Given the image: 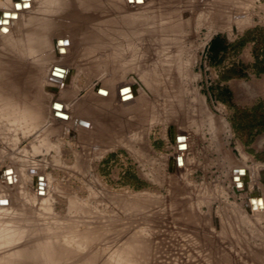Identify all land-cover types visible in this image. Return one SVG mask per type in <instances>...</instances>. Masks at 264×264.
Wrapping results in <instances>:
<instances>
[{"label": "rangeland", "instance_id": "1", "mask_svg": "<svg viewBox=\"0 0 264 264\" xmlns=\"http://www.w3.org/2000/svg\"><path fill=\"white\" fill-rule=\"evenodd\" d=\"M105 1L107 22L34 0L9 38L0 28L1 85L35 80L44 107L22 125L0 118V224L56 251L42 264H72V250L94 264H264V0ZM54 64L69 80L48 75ZM94 119L113 121L108 142L81 132Z\"/></svg>", "mask_w": 264, "mask_h": 264}, {"label": "bare ground", "instance_id": "2", "mask_svg": "<svg viewBox=\"0 0 264 264\" xmlns=\"http://www.w3.org/2000/svg\"><path fill=\"white\" fill-rule=\"evenodd\" d=\"M33 1L34 0H13L11 2V4H12L11 7H7V8H5V9H3V10L0 11V19H2V18L5 17L4 16L5 15V12L6 13H10V15L9 14H6V16L8 17L6 19H7V21L9 20V25L10 26L8 27L7 24H2L0 26V28L3 26L5 29H7V32H5V31L1 32V34H2L1 35V38L6 39V38H9L10 37L11 30H9V29L11 28V26L14 23L19 22L21 20L22 16L24 15V13L27 12V8H25V6L30 5L32 9L34 8V5L32 3ZM139 1H141V0H125V2L128 5H130L131 2H134L136 5H139L140 6L141 4H140ZM142 1L145 3V0H142ZM54 2L57 5L54 8V10L57 11V12H59L60 14L61 13L70 14L71 16L76 17V18H86V19L87 18L88 19L95 18V20H102V21H106V22H107V18H110V17H107L106 18V15H105V13L108 12L107 10L109 8L107 10H105L106 7L102 6L103 3L106 2L105 0H54ZM112 2L113 1L110 2V0H109V3H112ZM112 5L115 6V3L114 4L112 3ZM118 5H119V3H118ZM118 5H116V8H117ZM132 5H133V3H132ZM42 6H44V2H41L40 3L39 9L42 10L43 9ZM108 7H110V6H108ZM170 7L171 8H169V9L170 10H173L174 6H170ZM112 8H113V6H112ZM13 14H16V16L13 17V18H10ZM111 17H114V16H111ZM225 18H228V17H225ZM247 20H248V18H245L243 20V23L242 24H244V22H246ZM218 27L219 26L217 25V23L215 24V22L214 23L212 22L210 24L209 33H207V35H206L207 37L205 38V40H202L203 44L212 35V33L214 32V30L216 28H218ZM236 28H237V26H236ZM97 34H98V37H99V40H100L101 39V37H100L101 36V32H98ZM105 34H106V32H105ZM94 35L97 38V35L95 33H94ZM102 36H103V33H102ZM109 36H111V35L108 34V37ZM104 37L107 38V36L105 35L101 39L103 45H105V43H106V40H105L106 38H104ZM66 38L67 37H63L62 36V37H58V38L55 39L56 53L60 54L61 52L59 50L61 48L64 49V50L65 49L66 50L68 49V46H66V44H59L58 45L57 42H56V40H58V39H63V42H65L64 40ZM107 40L110 41L109 39H107ZM112 40H113V38H112ZM202 42H201V44H202ZM53 50H55V49H53ZM61 54H63V52ZM65 54H67V53H65ZM56 66L57 67H60V68H63L64 70H62L60 68H56L55 69L54 67H56ZM48 75H50L52 79L53 78L54 79H58L60 81L59 83H62L64 79H66V78L68 79V76L70 75V71L68 70V68H66L62 64H54L51 67L50 74H48ZM73 78L75 79V76ZM70 81H71V79H70ZM3 83H4L3 82V79H0V118H1V116L2 117L5 116L7 113L8 114H12L13 113V115H15V117H13L14 123L19 124V125H22L27 120L26 119L27 118L26 116L28 115L27 114L28 111H36V110H42V109H44V107L42 105H40L41 103L38 102L37 98L34 96L36 94H42V91H41L42 89L39 90L40 88H38L37 83H36L35 80L33 81V85H34L33 86V90L34 91H30L29 89H27V87H25V88H18L14 83H13V86L12 87L2 86ZM19 83H21L20 80H19ZM53 84H55V83H53ZM37 89L39 91H37ZM134 91H135V86L134 85H131V84L124 85V86L120 87L119 90H118L119 95L125 97L126 99L132 98L133 95H134ZM65 93H67L68 95L70 94V92H65ZM108 98H111V97H108ZM137 102L139 103V101H137ZM53 105H55V106H53ZM139 105H141V104L139 103ZM139 105H136V106H139ZM66 106H67V104H65L63 101L56 100L55 99V100H53L50 103V108L51 109L50 108L49 109L52 110L53 113L55 112L54 111L55 108L56 109L57 108L58 109H61L62 111H64L63 112V115L67 116L66 118L65 117H62V120L63 121H66V122L67 121L69 122V120H71V115L68 113ZM126 106H129L130 107V105H127V104H126ZM129 107H128V109H129ZM139 107H137V108H139ZM132 109H130V110H132ZM11 110L12 111L14 110L15 113H14V111L11 112ZM133 110H135V109H133ZM137 110H139V109H137ZM135 112H137V111H135ZM84 118L86 119V117H83V119ZM34 119H35V122H37V119L36 118H34ZM88 120H90V119H87V122H88ZM113 124H114L113 121L112 122H106V121L105 122H100L98 119L97 120L94 119L93 122H92V127L89 125L90 127L87 128L88 127V124L85 121L82 120L80 122V124L78 123L81 132L82 131L85 132L87 130L94 131L95 133H97L99 135L98 136L99 138L103 137L102 138L103 141L106 140V139H112V137H113L112 136V132L115 130ZM120 124H121V128H122V126H123L124 123H120ZM221 124L223 126H225V123H223L222 121L217 123V120L215 118L213 119V126L215 128H218V126H221ZM119 131H120L119 132L120 134H118V132H116L117 134L114 133L115 134L114 137L117 138V143L116 144H119L118 141H121L119 139H122L123 129H121ZM179 135L182 136L184 134L180 133ZM178 140H179V137H178ZM183 142H185V143H183ZM111 143H113V141ZM114 143H115V140H114ZM114 146H115V144H114ZM185 146H188V144H187V136H186V141H177V148L179 150L182 151V149L186 148ZM180 154H178V156ZM183 156H184V154H183ZM183 156H182V160L184 162ZM237 179H239V178H237ZM115 227L116 226H114L113 229H111V231H115V229H116ZM16 234L18 235V233H17V231L15 229H12V228L4 225V224H0V264H42L44 257L46 258V255H48V254H50V256H48L47 258L50 259V260L53 259L54 256H53L52 253H55L56 251L50 250L48 252L47 249L45 248V245H44V242L43 241L37 240V241H32L31 243H24L21 240H19L18 242H14L15 239H17V238H15V237H17ZM140 237H138V235H135V233L132 234L129 237H126L127 244L130 245V247L132 248V250H133V248H134V250L137 249L136 244L141 240ZM18 238H20L19 235H18ZM116 239H117V236H116ZM139 248H140L141 251H145L144 246H141ZM78 253H79V251L72 250L71 253L69 254V258H71L72 260H74L72 264H94L95 263V261H96V255H94V254L91 255L90 252L89 253H85L84 255H78ZM101 264H104V263L102 262ZM120 264H125V263H124V261H121Z\"/></svg>", "mask_w": 264, "mask_h": 264}, {"label": "crops", "instance_id": "3", "mask_svg": "<svg viewBox=\"0 0 264 264\" xmlns=\"http://www.w3.org/2000/svg\"><path fill=\"white\" fill-rule=\"evenodd\" d=\"M249 178V177H248ZM264 179V177H261V180H263ZM257 195V197H258V194H256Z\"/></svg>", "mask_w": 264, "mask_h": 264}]
</instances>
